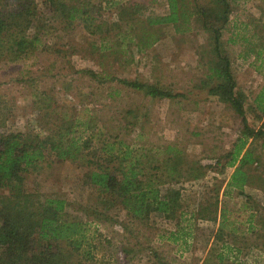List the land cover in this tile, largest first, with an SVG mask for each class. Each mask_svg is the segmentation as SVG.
<instances>
[{
  "label": "rangeland",
  "instance_id": "374dc122",
  "mask_svg": "<svg viewBox=\"0 0 264 264\" xmlns=\"http://www.w3.org/2000/svg\"><path fill=\"white\" fill-rule=\"evenodd\" d=\"M44 1L35 0L39 9ZM87 1L102 4L98 14L110 25L119 23L122 37L53 24L29 58L0 59V135L37 132L38 122L53 130L64 121L93 119L127 146H171L183 162V178L175 185L179 207L171 219L154 214L137 221L114 208L95 220L88 214L99 207L98 198L83 182L86 170L79 161L53 158L25 176L26 193L41 202L64 200L70 217L96 230L92 251L100 264H264V149L247 140L241 156L253 146L257 158L243 169L249 183L242 191L229 187L239 159L228 164L244 127L230 104L211 92L224 81L196 9L228 5L220 51L244 96L247 126L256 131L264 129V0H176L179 21L166 25L148 20L167 16L170 0ZM122 6L132 15L117 20ZM12 9L11 1L0 6V12ZM219 14L216 22L210 18L215 27ZM120 80L154 85L176 97L151 98ZM75 134L88 132L78 127Z\"/></svg>",
  "mask_w": 264,
  "mask_h": 264
},
{
  "label": "trees",
  "instance_id": "16d2710c",
  "mask_svg": "<svg viewBox=\"0 0 264 264\" xmlns=\"http://www.w3.org/2000/svg\"><path fill=\"white\" fill-rule=\"evenodd\" d=\"M9 1L13 9L0 12V59L7 62L29 58L42 45V38L55 28L53 24L63 25L65 29L81 26L90 35L105 38L122 37L118 32L119 23L110 25L98 14L102 4L93 6L87 0H45V9H39L35 0H0V6L6 7ZM170 3L167 16L149 19L148 24L177 23L176 0ZM220 4L222 2L216 9L201 6L196 9L203 28L211 35L213 52L219 60L216 71L224 81V85L212 88L211 92L230 104L244 127L243 140L235 146L228 164L233 167L239 159L228 186L242 191L250 179L244 166L257 162V158L253 146L241 154L247 140L259 142L264 149V129L254 131L247 126L244 96L236 91L229 60L221 54L220 32L229 11L227 4L223 3L222 7ZM41 10H46L48 18L44 19ZM219 10L222 27H215L210 24V18L216 22ZM116 12L117 20L132 15L127 6ZM120 83L151 98L176 97L137 80H120ZM260 111L264 113V106ZM76 120L64 121L53 130L43 128L48 123L38 122L37 132L28 129L0 135V264H100L92 251L96 250L91 242L96 230L91 232L87 222L70 217L64 200L43 198L41 202L24 190L25 176L50 158L79 161V166L86 170L83 182L98 198L99 207L95 205L88 214L95 215V220L96 216L114 208L137 221H147L154 214L165 219L175 217L180 197L175 185L183 178L180 151L171 146H166L165 150L133 148L117 135L103 131L93 119ZM78 127H83L88 134L76 135Z\"/></svg>",
  "mask_w": 264,
  "mask_h": 264
}]
</instances>
